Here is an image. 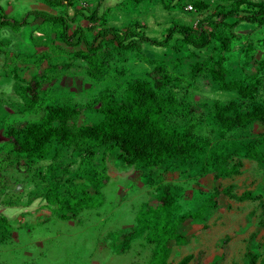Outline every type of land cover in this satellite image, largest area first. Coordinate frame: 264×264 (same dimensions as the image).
<instances>
[{"label":"rangeland","instance_id":"obj_1","mask_svg":"<svg viewBox=\"0 0 264 264\" xmlns=\"http://www.w3.org/2000/svg\"><path fill=\"white\" fill-rule=\"evenodd\" d=\"M72 1L73 10H67L69 18L73 17L75 8L89 12L96 10L106 26L124 28L130 23H139L148 37L158 40L173 22L193 27L201 18L186 9L190 6L189 0H180L169 11L163 10L159 0ZM200 1L209 5L211 13L217 4H222L219 0ZM21 4L17 0L9 8L6 1L0 0L4 15L15 20L24 19L29 10L44 8L39 0H32L25 6ZM48 11L59 16L65 14L62 7H48ZM101 23L95 25L96 29ZM227 23L232 28L221 30L231 36L230 51L223 54L229 61L227 65L236 69L238 63V77L242 73L255 75L264 83V70L257 67L258 62L264 60V26L236 19ZM77 25L89 26L88 22L78 18L69 23L71 30ZM3 29H6L4 34ZM61 32V24H36L31 17L18 31L9 27L0 29V215L10 225L6 229L8 232L0 228V235L4 237L0 242V264H148L154 247L146 243L144 235L131 241L129 248L121 252L115 234L121 241L125 233L138 225L140 211L156 207V190L150 178L153 173L161 174L162 183L172 186L177 194L175 216L199 210L216 188H233V197L222 195L217 198V207L203 208V213L210 210L203 220L188 221L178 227L187 243L179 247L170 245L171 264L187 255L192 257L189 264H264V167L244 158L239 159L242 167L238 175L215 180L213 174L201 176L176 165L139 170L122 164L111 150H99L90 162L78 154L70 157V152H66V160L60 161V166L56 167L59 173L67 172L66 178L97 171L103 159L109 180L98 198L102 201L100 207L84 210L74 220L57 218L54 206L47 203L44 196L50 182L47 172L50 163H30L23 158L16 160L13 153L4 149L3 133L7 128H21L39 122L45 107L62 104L81 110L79 124L97 123L101 116L86 107L103 94L120 98L127 85L135 80L153 83L156 65L151 61L157 59L180 60L182 65L176 72L180 81L168 89L175 92L178 100L187 107L186 118L178 117V120L194 123L195 131L204 137H214L217 129L208 114L211 103L236 98L234 94L220 91L206 72L194 81L188 75L191 64L210 62L216 53L213 50L217 48L215 42L206 49L195 50L181 46L175 37L168 48L144 45L143 57L135 51L120 56L113 54L106 60V71L92 79L73 55L85 50L84 44L76 37L72 46H67L61 39ZM86 36L90 38L91 35L86 32ZM107 47L111 49L110 45ZM32 80L40 83L41 108L35 113H25L26 98L22 89ZM258 133H264V124L250 125L232 135L242 140L249 134ZM17 161L20 166L16 165ZM39 172L42 179L37 176ZM243 192L252 193L254 199L238 200L236 197ZM153 210L145 218L151 212L157 213Z\"/></svg>","mask_w":264,"mask_h":264},{"label":"trees","instance_id":"obj_2","mask_svg":"<svg viewBox=\"0 0 264 264\" xmlns=\"http://www.w3.org/2000/svg\"><path fill=\"white\" fill-rule=\"evenodd\" d=\"M50 7H63L65 14L55 16L39 10L27 12L22 20H15L4 15L0 7V29L9 27L20 30L27 24V18L39 19L43 23H59L62 26V41L72 46L77 37L85 50L75 52L74 58L79 60L85 73L97 79L106 71L107 59L113 54L122 55L135 51L141 52L144 45L154 48H168L171 42L181 43L195 50L208 48L217 43L216 53L210 62H195L189 66L188 73L194 81L201 73L206 72L217 88L234 94L235 99L211 103L208 114L216 126L214 137H204L195 131V124L178 120L186 118L187 107L180 102L168 87L180 81L176 74L181 67L177 58L151 61L155 79L135 80L128 84L120 98L103 94L87 106L101 116L97 123L79 124L81 110L70 104L50 105L39 122L29 123L21 128H7L4 131V149L14 154L16 160L26 159L28 162L48 161L49 186L44 194L45 200L55 208L57 218L70 221L78 217L84 210L100 207L102 189L109 180L103 159L101 167L93 173L66 178L67 172L59 173L60 161L66 160V152L78 154L85 161H93L99 150H111L116 158L126 166L139 170H152L161 167L178 166L196 171L204 176L213 174L215 180L229 178L240 173V158L257 162L264 167V133L249 134L245 139L237 140L233 132L243 130L253 124H264V83L255 75L242 73L238 77L239 68L227 65L228 59L223 55L230 51V35L224 28H232L227 21L236 19L259 27L264 26V1L251 0H219L210 12L209 5L200 0H189L194 13L201 18L195 26L173 22L161 40L150 38L139 23H130L124 28L106 26L103 17L97 11L89 12L84 8H75L73 17L69 18L67 10L73 8L72 0H42ZM139 2L140 0H134ZM163 10L176 7L180 0H159ZM175 3V5H174ZM210 12V14H206ZM88 22V27L77 25L71 30L69 23ZM102 22L96 29L95 25ZM86 32L90 33L87 38ZM229 33V32H228ZM59 34V33H58ZM107 45L111 46L109 50ZM176 50V48H172ZM177 51V50H176ZM237 62V61H236ZM259 70H264V60L258 62ZM26 102L25 113H35L41 108L40 83L29 82L22 89ZM19 165V162H16ZM154 174V173H153ZM151 174V175H153ZM152 185L156 190V207L149 208L147 213L140 211L135 227L120 239L116 235L121 252L129 248L131 241L144 235L147 244L153 245L152 257L148 264H171V244L181 246L186 238L178 232V227L188 220H203L210 210L217 207V198L232 196V187L223 190L214 189L211 197L206 199L199 210L175 216L177 194L172 186L162 183L161 174L153 175ZM38 177L43 178L39 172ZM77 176V177H76ZM158 177V178H157ZM78 180L79 182H75ZM240 201L253 200L250 192H243L237 197ZM151 209L155 214L150 213ZM159 210V211H158ZM143 217V218H142ZM7 219L0 215V228L8 232ZM4 237L0 235V242ZM192 257L185 256L176 264H189Z\"/></svg>","mask_w":264,"mask_h":264},{"label":"crops","instance_id":"obj_3","mask_svg":"<svg viewBox=\"0 0 264 264\" xmlns=\"http://www.w3.org/2000/svg\"><path fill=\"white\" fill-rule=\"evenodd\" d=\"M4 1H6V3H7V5L9 6V8L11 7V5L13 4V3H15V2H17V0H4ZM21 1V5L22 6H25L26 4H28V3H30V2H32V0H20ZM39 1H41L42 2V4L44 5V8H42V9H37V10H39V11H42V12H45V13H47V14H51V15H57V16H59L58 14H53V13H51V12H49L48 11V7L49 8H52V9H57V8H61V7H50V6H48V5H46L42 0H39ZM21 6V7H22ZM63 8V7H62ZM70 10H73L72 8H69ZM68 9V10H69ZM29 11H32V10H29ZM29 11H27V12H29ZM73 13V12H72ZM27 14V13H26ZM26 14H25V16H26ZM73 15V14H72ZM24 16V17H25ZM69 16V15H68ZM10 18H11V16H9ZM70 17V16H69ZM33 21H34V23H36V24H38V23H43L41 20H39V19H32ZM6 29H3V34L6 32L5 31ZM240 196V195H239ZM237 198V197H236ZM188 221H192V220H188ZM187 221V222H188ZM186 223V222H185ZM182 235V234H181ZM185 237V236H184ZM186 238V237H185ZM186 243H187V238H186ZM185 243V244H186ZM184 244V245H185ZM181 246H183V245H181ZM177 247H179V246H177ZM172 249V248H171ZM187 256H189V255H187ZM191 256V255H190ZM185 257V256H184ZM182 259V258H181Z\"/></svg>","mask_w":264,"mask_h":264},{"label":"built area","instance_id":"obj_4","mask_svg":"<svg viewBox=\"0 0 264 264\" xmlns=\"http://www.w3.org/2000/svg\"><path fill=\"white\" fill-rule=\"evenodd\" d=\"M186 9L189 11H194L191 6H188Z\"/></svg>","mask_w":264,"mask_h":264}]
</instances>
